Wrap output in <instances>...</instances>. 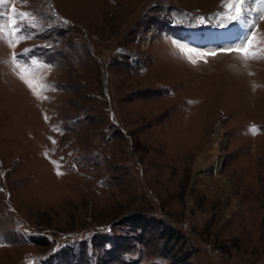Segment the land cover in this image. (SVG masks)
Returning <instances> with one entry per match:
<instances>
[{
  "label": "rangeland",
  "instance_id": "obj_1",
  "mask_svg": "<svg viewBox=\"0 0 264 264\" xmlns=\"http://www.w3.org/2000/svg\"><path fill=\"white\" fill-rule=\"evenodd\" d=\"M227 3L0 6V264H264V0Z\"/></svg>",
  "mask_w": 264,
  "mask_h": 264
},
{
  "label": "snow or ice",
  "instance_id": "obj_2",
  "mask_svg": "<svg viewBox=\"0 0 264 264\" xmlns=\"http://www.w3.org/2000/svg\"><path fill=\"white\" fill-rule=\"evenodd\" d=\"M245 3H246V0H228V3L223 5V7L226 9V13H223L222 15H224L229 21L234 22V21L240 20L244 16L243 6ZM7 4H8V0H0V6L7 5ZM233 10L235 12L234 15L231 14ZM10 11H12L14 15L6 18L9 22L7 25L0 24V39H7L9 46L15 48L17 44H19L21 41L29 38L25 35H21L20 33L24 32L26 25L23 24V21L30 14L29 13L16 14L14 8H11ZM17 17H19V20H20L19 24L17 23ZM261 18H264V14H262ZM254 26L255 25L253 24V27ZM9 36L11 37V39L8 38ZM250 46H251V40L248 38H245V41H243L239 46H236L235 48H228V49H225L224 51H228V52L237 51L243 56V59L245 61L250 60V59H256L258 57L257 52L250 51V50L249 51L244 50L246 47H250ZM178 47H181V50L184 52H194L195 51L194 49H184L182 46H179V45ZM28 51H29L28 49H25V53H27ZM196 54L205 55L203 53H196ZM210 54L216 55L215 52L210 53ZM189 59H191L190 56H189ZM12 61L14 64H16V67L18 68L21 67V65L17 63V55L15 53L12 56ZM192 63H196V61L192 60ZM32 64H33L32 69H29L27 67H24L21 69L22 71L21 79L24 80V82L28 85V87L31 90H33V93L37 95L38 98L46 99V97L42 96V90L48 86L44 84L42 79L38 77L39 70H42L45 66L37 63L36 61H33ZM29 72L37 74L34 76V79L30 80L27 78V75L24 74V73H29ZM37 85L40 91H37ZM58 174H62V173L58 172Z\"/></svg>",
  "mask_w": 264,
  "mask_h": 264
},
{
  "label": "bare ground",
  "instance_id": "obj_3",
  "mask_svg": "<svg viewBox=\"0 0 264 264\" xmlns=\"http://www.w3.org/2000/svg\"><path fill=\"white\" fill-rule=\"evenodd\" d=\"M215 139H217V137H215ZM202 164H203V158H202V156H200L197 159L196 167H200V166H202Z\"/></svg>",
  "mask_w": 264,
  "mask_h": 264
},
{
  "label": "trees",
  "instance_id": "obj_4",
  "mask_svg": "<svg viewBox=\"0 0 264 264\" xmlns=\"http://www.w3.org/2000/svg\"><path fill=\"white\" fill-rule=\"evenodd\" d=\"M143 222V219L141 218L140 220H139V223H142Z\"/></svg>",
  "mask_w": 264,
  "mask_h": 264
}]
</instances>
